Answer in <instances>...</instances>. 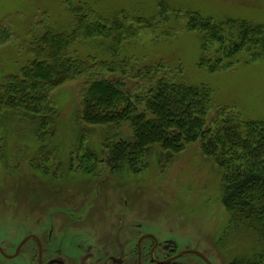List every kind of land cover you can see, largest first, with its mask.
Masks as SVG:
<instances>
[{
    "label": "rangeland",
    "instance_id": "rangeland-1",
    "mask_svg": "<svg viewBox=\"0 0 264 264\" xmlns=\"http://www.w3.org/2000/svg\"><path fill=\"white\" fill-rule=\"evenodd\" d=\"M68 2L84 6L95 23L109 22L116 15L127 16L130 22L139 18L151 22L132 38H79L69 49L70 59L86 64L161 65L176 81L209 87L215 108L234 109L247 120H264V60H251L247 49L229 59L212 43V55L232 66L210 73L199 66L202 33L186 29L189 14L218 24L234 20L264 26V0H0V85L21 74L34 59L36 41L47 31L72 33L75 19ZM113 44L119 45L116 54ZM103 75L122 78L117 69ZM85 82L86 77H76L51 92L58 127L45 143L37 140L29 120L2 116L0 243L9 242L6 247L11 251L25 235L44 228L37 227L44 212L57 211L55 224L59 234L64 233L59 245L66 251L77 249L75 244L116 250L137 233V224H143L173 238L180 249L195 248L213 264H228L235 251L218 244L229 222L222 204V174L202 154L201 144L187 145L170 161L154 146L145 169L109 172V153L102 145L106 132L118 142L130 138L132 130L129 124L109 130L78 120ZM84 128L88 134L81 143ZM89 151L97 160L82 162ZM65 212L75 213L71 227L64 223L69 218ZM186 258L189 264H204L196 257Z\"/></svg>",
    "mask_w": 264,
    "mask_h": 264
},
{
    "label": "trees",
    "instance_id": "trees-1",
    "mask_svg": "<svg viewBox=\"0 0 264 264\" xmlns=\"http://www.w3.org/2000/svg\"><path fill=\"white\" fill-rule=\"evenodd\" d=\"M67 7L75 19L72 33L47 31L36 41L34 59L21 74L7 77L0 85V129L2 116L15 114L29 120L37 140L45 143L58 127L51 92L66 80L86 77L78 120L109 130L129 124L132 130L130 138L118 142L106 132L102 145L103 152L109 153L108 171L139 172L147 167L154 146L170 161L187 145L199 142L202 154L222 174V204L229 222L218 244L235 251L228 264H264V120H247L234 109L215 108L209 87L176 81L161 65L137 67L130 61L86 64L70 59L69 49L79 38H132L151 22L141 18L130 22L127 16L116 15L109 22L95 23L84 6L68 2ZM210 20L191 14L186 17V29L202 33L201 69L216 73L232 66L212 55V43L229 59L247 49L251 60H264L263 25ZM227 43L230 46L225 50ZM118 46H112L115 54ZM114 69L122 74L121 80L103 75ZM83 130L81 143L88 134ZM93 155L89 151L81 161L97 160Z\"/></svg>",
    "mask_w": 264,
    "mask_h": 264
},
{
    "label": "flooded vegetation",
    "instance_id": "flooded-vegetation-1",
    "mask_svg": "<svg viewBox=\"0 0 264 264\" xmlns=\"http://www.w3.org/2000/svg\"><path fill=\"white\" fill-rule=\"evenodd\" d=\"M56 212H44L41 218L43 221L46 219L47 226L39 219L37 227L44 228L25 235L11 251L6 247L9 242L5 245L0 243V261L4 260L6 264H189L186 257L193 256L206 264L196 254L188 253L189 251L202 253L201 251L195 248L180 249L173 238H166L143 224H137L135 228L137 233L132 235L129 241L120 244L116 250L102 249L101 244H97L99 250H94L93 246L83 249L75 244L77 249L66 251L63 245H59L64 233L62 231L60 235L61 229H57L55 224ZM65 214L69 218L64 223L71 227L74 224L75 213Z\"/></svg>",
    "mask_w": 264,
    "mask_h": 264
},
{
    "label": "water",
    "instance_id": "water-1",
    "mask_svg": "<svg viewBox=\"0 0 264 264\" xmlns=\"http://www.w3.org/2000/svg\"><path fill=\"white\" fill-rule=\"evenodd\" d=\"M188 253H194L198 257H200L206 264H212L203 253H200L198 251H189Z\"/></svg>",
    "mask_w": 264,
    "mask_h": 264
}]
</instances>
